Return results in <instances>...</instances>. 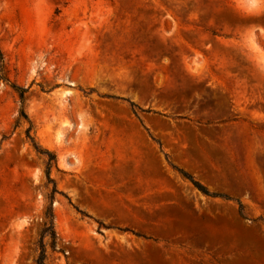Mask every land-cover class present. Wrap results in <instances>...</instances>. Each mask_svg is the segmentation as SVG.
I'll return each instance as SVG.
<instances>
[{
  "label": "rangeland",
  "instance_id": "1",
  "mask_svg": "<svg viewBox=\"0 0 264 264\" xmlns=\"http://www.w3.org/2000/svg\"><path fill=\"white\" fill-rule=\"evenodd\" d=\"M0 51V264L53 187L13 85L57 154L48 264H264V0H0Z\"/></svg>",
  "mask_w": 264,
  "mask_h": 264
},
{
  "label": "trees",
  "instance_id": "2",
  "mask_svg": "<svg viewBox=\"0 0 264 264\" xmlns=\"http://www.w3.org/2000/svg\"><path fill=\"white\" fill-rule=\"evenodd\" d=\"M0 54H1V51H0ZM1 56H2V54H1ZM13 87L18 91V93H19V95L21 97V102L23 104L21 112H20V120L25 119V120H27L30 123V127L27 130V138L29 139L30 142H32V144L34 145L36 151L39 154H41L42 156H44V158L46 160V174H47V178L49 180V183L53 184L51 197H50V203H49V206H48L47 211H46L45 224H44L40 239H39L38 244H37L38 256H37V259H36V264H48L49 249L50 248H53V249L55 248L56 240H57V237H58V233H57V230H56V227H55L54 199H55V195L57 193H60L61 191H59V189L57 188L55 180L52 177L53 167L55 166V164H57V154L55 152H53L52 150H49L47 148H43L36 141L35 137L32 135L33 124H32V121H31L26 109H25V95L29 91V88L22 87V86H19V85H13ZM108 97L114 98V99H120L119 97H114V96H108ZM129 103H130L131 109L133 110L135 115L137 117H139V118H140V113H142V112H146V113L154 112L151 109H148V110L147 109H143L141 106H139L135 102L129 101ZM152 138L158 144L161 145L160 141L156 140L154 137H152ZM166 157H167V160L169 161L170 165L176 171H178L183 178L189 180L195 186V188L198 189L203 195L211 197V198H222V199H225V200H231L232 199L227 194L211 191L205 184H203L201 181L197 180L194 176H192L191 174H189L185 170L179 168L178 166L172 164L170 162V160H169V156L168 155H166ZM238 206H239L238 209H239V213H240L241 217L244 218V219H249L248 215H247V212H246L245 205L241 201H238ZM79 211L83 215L89 216L84 211H81V210H79ZM103 228H108V227L104 223H100V229H103Z\"/></svg>",
  "mask_w": 264,
  "mask_h": 264
}]
</instances>
